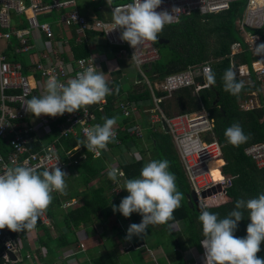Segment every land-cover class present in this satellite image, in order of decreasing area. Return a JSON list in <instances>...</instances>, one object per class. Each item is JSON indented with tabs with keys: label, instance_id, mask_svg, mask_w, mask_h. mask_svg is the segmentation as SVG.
Listing matches in <instances>:
<instances>
[{
	"label": "built area",
	"instance_id": "built-area-1",
	"mask_svg": "<svg viewBox=\"0 0 264 264\" xmlns=\"http://www.w3.org/2000/svg\"><path fill=\"white\" fill-rule=\"evenodd\" d=\"M109 1V0H108ZM242 2L244 6L242 14L235 20L236 29L240 41L234 42L230 47V69L235 72V78L246 85H256V90L245 94L238 101L240 110L248 111L264 107V0H162L157 11L167 10L174 15L173 22L177 23L184 15H191L195 11L202 14L218 13L229 8L232 2ZM133 0L112 4L109 1L110 10H125ZM75 0H0V174L8 167L24 165L35 167L38 170L51 169L55 164L61 170L78 163L81 156H77L82 145H77L69 150H63L67 161L60 156L58 145L62 139L77 138L86 141L85 129L92 128L96 122L95 110H102L104 101L89 106L87 111L65 113L56 118L41 115L36 118L26 110V103L31 95L42 96L45 94L46 82L55 76L61 83L68 80L97 62L94 53L75 58L71 51L70 57L65 60L60 56L58 41L50 21L41 20L40 14L51 10L62 11L58 15L55 24L64 30L74 27L76 43L87 39V31H94L98 37L104 38V42L110 47H116L117 58H130L138 69L139 76L143 77L152 90V101L157 107L158 114L155 121L162 120L164 126L173 136V141L178 152L185 174L193 190L206 209L209 205L206 200L219 199L213 205L220 204L224 198H228V188L233 185L231 175L216 178L211 170L210 162L216 156L223 157L222 145L212 135L214 118L210 111L203 105L195 110L168 116L161 108L160 103L173 95L178 90L191 88L196 93L210 88L206 79V70L212 72L209 63L190 66L188 69L165 76L160 82L151 84L148 79L146 67L151 66L160 58L157 42H145L137 49H133L128 42L121 39V29L115 28L113 17L110 20L91 17L81 13L75 8ZM63 8L64 11H63ZM173 8L179 11L173 12ZM25 18L26 25H19L16 20ZM171 23V24H172ZM251 30H256L251 34ZM14 38L15 44L10 40ZM37 42L43 46L38 47ZM67 43V42H66ZM247 50L251 55L250 64L238 63L234 56ZM22 55L23 63L12 59L9 55ZM70 55V56H69ZM24 69H30L32 73L26 74ZM165 92L158 96L154 90ZM38 90V91H37ZM39 93V94H38ZM119 101V100H118ZM117 101V102H118ZM143 103V100L140 101ZM119 112L124 116H135V123L129 127L132 135L142 138L143 125L138 123V105L133 101L121 100L116 103ZM153 122V121H152ZM55 124L57 137L49 143H43L45 135L51 132V126ZM124 126L121 130H124ZM116 142L108 145L106 151H102L100 157L108 162L114 161L109 170L115 166L119 168L120 162H127L132 158V150L128 151L119 138V126L115 125ZM211 136L206 140L205 136ZM119 147H123L121 150ZM35 148V149H34ZM131 153V156L128 154ZM244 153L250 157L257 168H264V140L253 142L244 148ZM94 157V154L91 152ZM110 163V164H111ZM226 162L221 169L224 170ZM220 169V167H219ZM122 172V170L119 168ZM123 173V172H122ZM223 172H220V174ZM115 184V182H113ZM211 192L204 196V193ZM78 203V199H64L61 207L67 208ZM40 223L46 227L51 226L54 220L47 214L39 218ZM50 228V227H49ZM31 235V234H30ZM32 236V235H31ZM35 237V236H34ZM99 236L96 237L98 239ZM30 240V241H29ZM35 238L14 239L5 233L0 238L4 246L3 259L7 263L18 262V255L23 249H27L28 257L33 251L31 243ZM90 241H87V245ZM86 242H82L88 250ZM30 245V246H29ZM80 249V248H79ZM204 248L199 242L196 253L186 255L187 264H205ZM16 256V260H13Z\"/></svg>",
	"mask_w": 264,
	"mask_h": 264
},
{
	"label": "trees",
	"instance_id": "trees-1",
	"mask_svg": "<svg viewBox=\"0 0 264 264\" xmlns=\"http://www.w3.org/2000/svg\"><path fill=\"white\" fill-rule=\"evenodd\" d=\"M89 2H99L100 0H88ZM130 0H125L127 2ZM122 3V2H121ZM83 4H78V7H82ZM242 6V2H232L229 8L225 11L218 13L202 14L199 11L193 12L191 15H184L177 23L165 25L163 33L158 38L167 39L168 44L158 45V47L166 50V54H160V58L157 62L149 67H146L148 79L151 84L160 82L163 78L169 74L178 73L188 69L190 66L203 65L209 63L212 67V73H215V84L210 85V88L204 89L196 93L191 88H184L173 93L172 97L164 99L160 106L162 110L168 115H175L178 113H184L200 108L202 105L206 107L214 118V127L212 135L222 145L223 157L217 162V166L223 165L224 170H220L221 176L231 175L233 177V185L228 188L229 200L216 207H208L206 210L217 213L219 218L226 217L234 208L237 200L243 199L247 201L251 198L258 197L259 194L264 193V168H257L253 160L244 153V148L253 142L264 140V107L255 108L248 111L240 110L238 107V101L245 94L251 93L256 90V85H246L237 95H233L225 90L223 76L225 70L230 68V47L234 42L240 41L238 31L236 29L235 20L238 17V10ZM82 11V10H81ZM85 12L87 15H91ZM96 17L102 18L101 13L96 11L94 13ZM95 35L94 31H87V39L81 43H76L75 31L74 40H71V48H73V56L75 58L87 56L90 53L88 49L89 38ZM16 40L13 38L10 40L11 44H15ZM114 52L116 47H112ZM236 56L234 60L238 63L250 64L252 58L250 53L245 50ZM160 53V52H159ZM14 59H17V55H13ZM142 81L143 90H130L123 94L121 91L114 90L112 94L106 97V103L102 110H95L96 122L99 125H103L104 118H116V125L119 126V138L125 146H133L139 149L138 137H135L128 130L130 126L135 123L133 116L124 117L118 110L116 103L121 100L133 101L140 106L141 100L151 99L152 90L146 80L140 76ZM239 82L241 80L237 79ZM156 90V89H155ZM154 90V91H155ZM156 95L162 96L166 93L160 90H156ZM35 96L31 95L30 99ZM119 100V101H118ZM118 101V102H117ZM233 123H238L242 126L244 133L249 136V139L240 144L239 146H233L228 143L225 136V130ZM124 126V130L121 127ZM143 136L146 135L147 140L151 142V148L147 150L139 149L136 152V157L131 158L127 162H120L119 168L123 172L125 178L134 179L140 177L142 167L146 164L145 160L147 155L155 160L167 159L170 162L169 171L176 177L177 190L179 192L186 193L191 191L190 184L188 183L184 167L179 158L176 150L173 136L165 129L156 128L150 122H144ZM57 137V129L55 124L51 126V132H48L47 137L43 143H49L52 139ZM140 139V138H139ZM206 140H211L209 135L205 136ZM142 141V139H140ZM138 141V144H137ZM81 137L62 139L60 146L58 145L60 156L63 160L67 161L63 150H69L77 145H82V149L78 152L77 156H81L78 163L71 165L76 169V175L78 176L76 181L77 185H80L81 180L83 182V190L75 192L74 186H71L64 194L54 192L53 200L47 209V214L54 220L57 225H64L66 227L65 234H59L58 236H52V230L40 223L38 219L35 230L37 246L45 250V255L40 256V251L36 250L34 257L27 258V254L24 255L22 261L12 264H62L61 257L64 254H71L70 252L76 244L85 242L84 237H80L79 231H83L86 234L83 224L92 225V228L96 230V224L100 221L102 214L109 209L110 198L114 197L115 192H111L107 195V192L111 190V180L107 177L108 166L104 157L94 158L91 152H88L87 148L83 144ZM110 143L108 145H113ZM62 148V149H61ZM35 149V148H34ZM146 151V152H145ZM69 166V167H71ZM68 167V168H69ZM96 180V184L94 181ZM100 181V182H99ZM125 184V183H124ZM190 189V190H189ZM122 193V192H121ZM118 199L120 204L122 198L126 197L125 194H121ZM78 197L80 201L73 206L62 208L61 202L63 199ZM116 197V196H115ZM186 199V198H185ZM244 211V219L238 223V229L234 233L236 237H245L247 235L246 228L250 223L248 219V212ZM201 210H196L193 206L187 204V201H183L181 206L174 212V219L166 223L165 233L167 235H174L172 229L173 222L176 220H183L185 223L184 237L186 243L182 241H175L176 247H198L199 242L203 239L202 224L198 217ZM122 215V214H120ZM123 216V215H122ZM128 219L132 223H140L142 217L133 213ZM58 220V223L56 222ZM113 228L119 230V233L123 236L121 223L118 221L112 224ZM38 230L43 231L45 239H42L38 235ZM99 230V229H98ZM111 231V230H107ZM9 234L14 239H27L29 231L13 232L7 228L0 230V238L5 234ZM125 233V231H124ZM99 236L98 231L95 234ZM94 235L89 236V239L94 238ZM126 235V234H125ZM106 238V236H104ZM99 242V241H98ZM89 244V243H88ZM87 245V242L86 244ZM86 254L91 249H95V254L85 255V259L80 264H112V261L106 260L105 253L107 249L112 246L107 243L106 240L100 241L98 245L88 246ZM98 248V251H97ZM64 249L65 252L61 253L60 250ZM4 251L3 244H0V264L5 263L2 254ZM79 251V250H78ZM179 259V264H186L183 261L181 252H176ZM259 257L264 258V243L261 245V251L257 254ZM40 258V262L37 259Z\"/></svg>",
	"mask_w": 264,
	"mask_h": 264
},
{
	"label": "clouds",
	"instance_id": "clouds-1",
	"mask_svg": "<svg viewBox=\"0 0 264 264\" xmlns=\"http://www.w3.org/2000/svg\"><path fill=\"white\" fill-rule=\"evenodd\" d=\"M161 4L162 0H133L125 10H114V29L122 30L121 39L133 49L145 42H157L165 25L171 24L174 18L167 10L157 11ZM179 10L172 9L173 12ZM206 79L209 85H214L215 73L206 70ZM223 80L225 90L233 95H237L244 87L242 81L236 80L235 72L230 68L225 70ZM110 94L112 89L108 86L104 73L97 72L93 65L67 83H61L55 76L50 77L46 82L45 94L33 96L25 105L26 110L36 118L41 115L56 118L65 113L81 110L86 112L89 106L99 104ZM116 122L115 117L104 118L103 125L97 124L85 129L84 146L94 154V158H99L101 152L107 150L108 144L116 142ZM225 136L233 146H239L249 139L238 123L228 127ZM57 164L46 170L15 165L0 174V230L7 228L13 232H30L35 229L38 219L52 203V194H64L66 191L65 178L68 174ZM107 166L108 178L117 182L123 173L115 166L110 170L111 165ZM169 168L170 162L167 159L152 160L142 167L139 178L125 181L123 189L129 195L122 198L118 206L112 204V210L125 218L133 213L142 217L140 223L129 225L126 240L143 237L149 226L163 225L174 219L173 214L181 206L183 193L177 190L176 177ZM73 198L80 201L78 197ZM242 210L248 212L250 223L246 228L247 235L236 237L234 233L238 229V223L244 219ZM198 219L202 224L203 239L200 244L205 250V264H264V258L257 255L264 243V193L247 201L237 200L235 208L224 218H219L217 213L202 206ZM26 250L22 251L29 258ZM35 251L31 252L29 259L34 257ZM23 257L21 252L19 261ZM12 258L16 260V256Z\"/></svg>",
	"mask_w": 264,
	"mask_h": 264
},
{
	"label": "rangeland",
	"instance_id": "rangeland-1",
	"mask_svg": "<svg viewBox=\"0 0 264 264\" xmlns=\"http://www.w3.org/2000/svg\"><path fill=\"white\" fill-rule=\"evenodd\" d=\"M47 1L50 2L52 0H47ZM75 1H76L75 8L78 11H80V12L86 11L87 13H89V14H91L93 16H94V13L96 11H98V12L101 13V17L103 19L110 20L113 17V14H112V12L110 10L109 1L112 4H117V3L124 2L125 0H109V1L108 0H100L99 2H89L88 0H75ZM78 4L79 5L80 4H83V6L82 7H78ZM64 9L65 8H63V11H64ZM56 11H58V10H51L50 11V12H53V14H54V16H52V17H55L56 16ZM82 13L85 14V12H82ZM59 14H60V12H59ZM250 32H251V34H254V32H256V30H251L250 29ZM102 41H104V38L102 39ZM14 43H15V41H14ZM39 43L40 42H37V45H38L39 48H41V45ZM8 51H9L10 57L12 59H14L13 58V55L15 56L16 54H10V50H8ZM159 52H160V54H162V56H163V54H166V50L163 49V48H160V47H159ZM17 56H18V58L16 60H18V61H20V62L23 63L22 55L20 54V55H17ZM125 64H126L125 66L127 67L128 73L131 75V77L127 78V77H125V75L119 74L117 72L118 73V76L117 77L119 78L121 76L120 77V81L118 79L117 83H118V85H119L118 87H119V89H120V91L122 93H125V92L129 91L133 87L134 81H137V79H139L138 78V76H139L138 69L135 66V64L132 63L129 59L125 62ZM23 72L26 73V74L32 73V71L30 69H24ZM134 76H136L137 78L135 79ZM138 83H139V85H135V86L136 87H139L138 90H143L144 87L142 86V81L141 80H138ZM153 85L156 86L154 83H153ZM136 87H134V88H136ZM133 90H135V89H133ZM155 92H156V90H155ZM149 105H150V103L148 102V103H145L144 106H148L146 109H148V111H151L155 115H157L158 114L157 107L155 105H153L152 107H150ZM140 113H141V110L139 109L138 110V114H140ZM143 116L145 117V119L138 120V123L139 124L144 125V122L151 121V117L149 118L148 114H144ZM135 121H136V119H135ZM150 123L153 126H155L156 128H160L162 130L164 129V123H163L162 120L156 121L154 123H152V122H150ZM46 137L47 136L45 135L43 138H46ZM140 139H142V141ZM140 139L138 138V141H139V149H142V150L145 149V150H147V149H150L151 148V145H150L151 142L149 140H147L146 135L143 136ZM138 141H137V144H138ZM119 149L123 150L124 148L123 147H119ZM139 149H138V152H139ZM147 153H149V155L151 154V152H147ZM128 154L131 156V153H128ZM109 160L111 162L114 161L113 158H110ZM152 160H155V159L149 157L145 161H146V163H148L149 161H152ZM106 164L109 165V162H107ZM75 169H76L75 167L71 166L68 169L63 170V171H65L68 174V176H66V178H65L66 179V183H67L66 191H68L71 186H74V189H75L74 191L75 192H77V191L80 192V191L83 190V185L84 184H83L82 180H81L80 185H77L76 184V181H78V179H77L78 176L76 175V170ZM107 174H108V172H107ZM94 183L96 184V180L94 181ZM124 183L125 182H124L123 176H122V178H120V180H118L117 182H115V184L112 181V188L108 192L109 193H111V192L118 193L119 191L122 192L121 187H120V184H122V188H124ZM124 190H126V189H124ZM181 193H184V192L181 191ZM220 199L221 198L215 199V200L214 199H209V200H206L205 202H206L207 205H209V207H211V205H213L216 200L218 201ZM228 200H229V198H224V199H222V201H220V204H223V203L227 202ZM181 201L182 202L183 201L186 202V199H185L184 194H183V199ZM114 214L113 213L112 214H109L107 211H105L102 214V216L105 217V220L102 221V222L101 221H98V225H97L98 226V229H99L98 230V234L100 235V238H98V239H96L97 235H94L95 234V230L91 226H89L87 224L86 225L84 224L82 226V228L85 227V228H87V231H89L88 236L89 235H94V238H92V239H89L88 237L87 238H84V241L85 242L90 241L87 246H94L95 244L98 245V243L100 241L102 242L104 240H106L107 243H112L113 240H115L116 243H117V241L120 242L119 240L122 237L121 236L122 234L121 235L117 234V233H119L118 229L111 227L113 223L110 224L108 222L114 216H118L120 218V221H121L120 223L122 225L123 224L125 225L124 230H125V233L127 234V229L129 227V225L126 224L125 222H123L125 220L124 217L122 215H120V213H118V212H116ZM56 222L58 223V220H56ZM49 227L52 230V236L53 237L55 235L58 236L59 234H65L66 233V230H67L64 225H57L55 223H52L51 226L49 225ZM183 228L181 230L174 231V235H167L165 233L163 235V238L156 237L155 234H154V230L153 231H151L150 229L147 230V233L143 236V238L145 239V241H147L149 244H153L155 242V240H160L161 242L164 243L163 256L162 257H155V258L154 257H151V258L148 259L149 263L147 262L146 259H143L142 258V254H143L142 253V250H139L138 248H133L132 251H135V252H131L130 253L131 256L128 257V255L123 254V252L122 253L119 252V250H117V252H116V249L117 248L114 245L110 249H107V252L105 253L106 260L112 261L113 262L112 264H179V259L177 257L175 258V260H173L172 258H170V256H172V255H175L176 256V252H174L175 249H176L175 241L178 240L179 238H181L184 235ZM36 229L37 228H35L33 231H30V233H29V238L30 239H33L34 236H36V234H35V230ZM107 230H111L112 233H114V235H113L112 238L107 239V238L104 237ZM175 230H177V229H175ZM107 233H108V231H107ZM38 235H39L40 238L45 239V235H44L43 231L38 230ZM79 235H80V237L87 236V234L84 235L83 231H79ZM136 238H139L141 240L143 239L142 237H133V239H136ZM31 246H32L33 252L35 250H39L41 257H43L45 255V250L43 248H39L37 246V242L31 243ZM81 248H84V245H82V242L79 241L76 244V246L73 249H71V250H73V251L70 252L71 254L67 253V254H64L62 256L61 255L58 256V257H61V261H64L62 264H80L81 262L84 261L85 255L86 256L87 255L93 256L95 254V249L96 248L91 249L88 254H86L87 251H82ZM97 251H98V248H97ZM60 252L61 253H64L65 250L62 249V250H60ZM22 254L25 255V252L22 251ZM150 254L151 253L147 252V255L148 256H150ZM37 261L40 262V258L37 259Z\"/></svg>",
	"mask_w": 264,
	"mask_h": 264
},
{
	"label": "crops",
	"instance_id": "crops-1",
	"mask_svg": "<svg viewBox=\"0 0 264 264\" xmlns=\"http://www.w3.org/2000/svg\"><path fill=\"white\" fill-rule=\"evenodd\" d=\"M45 1H47V0H45ZM59 12H62V11H56V16L55 17H52V16H54L53 12H48V13L40 14L39 18L41 20L50 21L52 23V26H53V29H54V32H55V38L58 41V47L60 49V56L63 57L65 60H68L70 57H68L67 54L70 51H71V53H74L73 52V48H71L70 41L74 40L73 37H74V31L75 30H74V27H71L70 29L64 30L62 27H59L58 24H55V21H56V18L58 16ZM85 15L88 16L89 18L96 17L95 15L94 16L93 15H87L86 13H85ZM16 22L19 25L28 24V21L25 18H23L21 21L17 19ZM102 39H103L102 37H98L96 34L94 36H92L91 38H89L88 39L89 40L88 49L90 50V53L91 52L94 53V57H95L96 62H97V72L102 71L104 73L105 79L108 81V86L112 89V91H114L115 89L120 91L117 81H118V79L120 81V77L121 76L118 78L117 77L118 73L125 75V77H127V78L131 77V75L128 73L127 67L125 66L126 65L125 62L128 59L131 61V59L130 58H117L116 55H115L116 51L114 52L113 48L108 46L107 44H105V42H104L105 40L102 41ZM39 44L41 46H43L42 42H40ZM134 78L136 79L137 77L134 76ZM138 78L139 79H137V81H134L133 87L130 90H133V89H137L138 90L139 87L135 86V85H139L138 80H140V76H138ZM134 87H136V88H134ZM127 92H125V93H127ZM125 93H123V94H125ZM170 97H172V96H170ZM151 99H152V97H151ZM151 99L143 100V103L142 104L140 103V106H138V109L141 110V113L138 114L137 120L138 119L139 120L140 119H145V117L143 115L144 114H148L149 118L151 117V121H149V122H152V121H153L152 123L156 122L155 121L156 115L153 112L148 111V109H146L148 106H144L145 103H148V102L150 103V105H149L150 107L155 105L154 102ZM133 118L135 119V116H133ZM125 147L127 148L128 151L132 150V154H133L132 158L136 157V152L138 153V149L135 148L133 146V144H131L130 146H125ZM149 157L150 156L147 155L146 160ZM128 160H130V158ZM145 163H146V161H145ZM112 164L113 163H111L110 165H112ZM107 177H108V174H107ZM120 178H122V177H118V180H120ZM123 178H124V176H123ZM124 180H125V178H124ZM111 184H112V180H111ZM120 187H121L122 193L125 194L124 196H127L129 194L127 192V190H124L122 188V184H120ZM108 193H107V195L110 194V193L109 194ZM119 193H121V191H119L118 193H115L116 197L114 196L113 198L112 197L110 198V206H109V209H108L109 214H112V213L114 214V212L112 210V207H111L112 204H115L117 206L119 205L118 204V199H115V198L120 196V195H118ZM181 203H182V201H181ZM216 206H218V204L211 205V207H216ZM124 219L125 220L123 222H125L126 224H128V225L132 224L130 219L125 218V217H124ZM104 220H105V217L101 216L100 221L102 222ZM117 221L119 223L121 222L120 218L118 216H114L108 222L110 224L111 223L114 224V222L116 223ZM87 225H89V224H87ZM97 225H98V223L96 224L95 227H96V230L98 231V226ZM165 225L166 224L149 226V229L151 231L154 230V234H155L156 237L163 238V235L165 234V229H164ZM89 226L92 227V225H89ZM170 226H172L173 231H178V230H181L183 227L185 228V223L183 222V220L179 219V220H176L175 222H173V224L170 225ZM121 227H122V230H124L125 225L121 224ZM83 228H84L85 233L87 234V237L91 236V235L88 236L89 231H87V228H85V227H83ZM184 228H183V230H184ZM175 229H177V230H175ZM124 231H123V236L121 235V233H117V234L122 236L121 238L119 237L120 240L118 239L120 242L117 241V243H116V241L113 240L112 243H110L112 247H113V245L116 246V248H117L116 252H117V250H119V252H121V253L123 252V254L128 255V257H130L131 256L130 253L131 252H135V251H132V249L133 248H138L139 250H142V253H143L142 254V258L146 259L148 263H149L148 259L151 258V257L155 258V257H162L163 256L164 243L161 242L160 240H155V242L153 244H149L147 241H145V239L143 237H142L143 238L142 240L139 239V238H136V239L132 238V240L129 241V240L125 239V237H126L125 234L126 233H124ZM113 235H114V233H112V231H108V233L106 231V233H105V236H106L107 239L112 238ZM87 237H85V238H87ZM177 241H182L183 243H186V239H185L184 235L181 238H179L178 240H176V242ZM196 250H197V247H194V246L193 247H186V248L176 247L174 252H181L182 257H183V261L187 264L186 255L190 254V253H194L195 254ZM147 252L151 253L150 256L147 255ZM176 257L179 258L177 253H176V256L175 255L170 256V258H172L173 260H175Z\"/></svg>",
	"mask_w": 264,
	"mask_h": 264
},
{
	"label": "water",
	"instance_id": "water-1",
	"mask_svg": "<svg viewBox=\"0 0 264 264\" xmlns=\"http://www.w3.org/2000/svg\"><path fill=\"white\" fill-rule=\"evenodd\" d=\"M243 8H244L243 5L239 8L238 17L241 16ZM168 42L169 41L167 39L158 38L157 44L158 45H163V44H168ZM165 129H167L166 126H165ZM207 194L209 195V194H211V192L204 193V196H206ZM185 198H186L187 204H189L190 206H193V208H195L196 210H199V211L201 210L202 204L199 201V199L197 198V196H196V194H195V192L193 190H191L190 192L186 193L185 194Z\"/></svg>",
	"mask_w": 264,
	"mask_h": 264
},
{
	"label": "bare ground",
	"instance_id": "bare-ground-1",
	"mask_svg": "<svg viewBox=\"0 0 264 264\" xmlns=\"http://www.w3.org/2000/svg\"><path fill=\"white\" fill-rule=\"evenodd\" d=\"M222 156H216L214 157L211 162H210V167H211V170L212 172L214 173L215 177L216 178H220L221 174H220V170L221 168L219 169L220 166H217L216 165V162L221 158ZM222 177V176H221Z\"/></svg>",
	"mask_w": 264,
	"mask_h": 264
}]
</instances>
